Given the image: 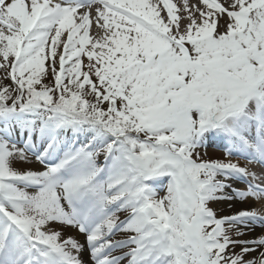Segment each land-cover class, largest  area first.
Wrapping results in <instances>:
<instances>
[{
	"label": "snow or ice",
	"instance_id": "1",
	"mask_svg": "<svg viewBox=\"0 0 264 264\" xmlns=\"http://www.w3.org/2000/svg\"><path fill=\"white\" fill-rule=\"evenodd\" d=\"M0 73V264H264V0H0Z\"/></svg>",
	"mask_w": 264,
	"mask_h": 264
},
{
	"label": "bare ground",
	"instance_id": "2",
	"mask_svg": "<svg viewBox=\"0 0 264 264\" xmlns=\"http://www.w3.org/2000/svg\"><path fill=\"white\" fill-rule=\"evenodd\" d=\"M174 3L177 4L178 8L182 5L183 0H173ZM199 2V0H189V4L193 5V4H197ZM223 2V0H222ZM93 16H95V6L93 7ZM181 15H183V13L181 12ZM98 32V29L96 28L95 25H93L92 27V34L96 35ZM248 160V159H247ZM253 171H256L258 174V170L256 168L251 169ZM259 175V174H258ZM247 206L249 208H260V202L254 201V200H248L247 204L244 205ZM242 207V205L237 202V201H225L222 200L218 203L217 206H215V208L218 209V213L223 214V215H231L234 211L239 210ZM256 225L252 231L247 232V235L244 237H241V239H248V240H252V239H256L258 238L260 235H264V227ZM74 234L73 232H71V230H68L66 232V235H71ZM236 251H239V248L236 249ZM84 259L86 262L89 261V257L87 254H85Z\"/></svg>",
	"mask_w": 264,
	"mask_h": 264
},
{
	"label": "rangeland",
	"instance_id": "3",
	"mask_svg": "<svg viewBox=\"0 0 264 264\" xmlns=\"http://www.w3.org/2000/svg\"><path fill=\"white\" fill-rule=\"evenodd\" d=\"M2 75L3 74L0 73V77H2ZM3 82H4V84H10L11 83V81H9V80H4ZM14 136H15V138L17 140L20 139V138H18L16 136V134ZM226 150L227 149L224 148L223 146L220 147L218 145L210 143L209 141H207L204 145H202L199 148V152L204 156L205 159H221V158H224ZM30 158H31L30 162L17 161V162L14 163V166L17 167L20 170H28V169L42 170L43 169L44 165L40 164L39 162H37L35 160V157L30 156ZM230 158L236 161V156L235 155H233ZM101 160H102V158H101ZM233 184H234V187H237V188H246V186H247L244 181H238V182L237 181H233ZM249 200H252V199H249ZM220 201H222V200H220ZM220 201H218L215 204V206H217ZM215 209L218 212V209L217 208H215ZM262 227H264V225ZM69 230H71V232L74 233V230H72V229H69ZM116 238L119 239V238H122V237L118 234ZM249 258H251V257H249Z\"/></svg>",
	"mask_w": 264,
	"mask_h": 264
}]
</instances>
